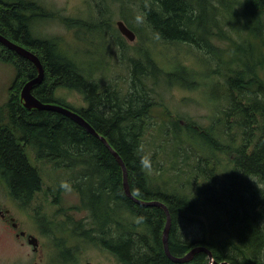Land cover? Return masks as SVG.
Listing matches in <instances>:
<instances>
[{
    "label": "trees",
    "instance_id": "16d2710c",
    "mask_svg": "<svg viewBox=\"0 0 264 264\" xmlns=\"http://www.w3.org/2000/svg\"><path fill=\"white\" fill-rule=\"evenodd\" d=\"M201 1L84 0L83 8L94 15L93 19L82 15L78 17L84 20L57 17L68 29H84L91 50L97 40L90 39L89 33L100 29L102 57L115 55L132 74L134 93L128 100L121 98L118 88L109 95L102 84L103 75H86L80 66L84 64L61 51L59 39L33 36L31 23L43 13L39 2L0 0V34L39 58L44 76L32 89L38 99L51 102L55 88L74 90L82 98L84 109L75 110L123 161L132 197L148 203L160 201L166 206L171 218L168 250L173 257H183L200 245L208 248L216 263L264 264V85L256 73L262 70L264 59L254 58L251 48L237 47L238 58L226 65L228 76L223 90L230 96L227 106H221L205 125L188 119H184L185 125H179V117L167 122L157 120L155 152L147 154L143 145L149 122L145 117L149 116L140 113V105L143 100L152 105L160 81L167 86L169 75L151 63L153 47L164 40H189L217 27L222 6L214 5V0ZM228 1L218 2L226 6ZM250 1L246 0L245 8ZM251 3L255 8L253 18L244 28L259 33V26L264 27V0ZM117 4L119 7L114 6ZM118 9L116 17L121 18H110ZM257 10L263 15L259 16ZM208 15L214 18L206 23ZM118 22H124L136 34L140 50L132 51L129 45L108 49L102 38L106 28L120 37ZM228 24L235 30L243 29L238 21ZM0 60L15 68L5 107L7 119H0V178L11 198L27 206L43 189L41 173L29 160L31 149L35 159L56 161V166L64 168L65 181L78 196V205L67 213L85 212V216L63 220L71 238L85 239L118 264H210L205 251L195 253L189 262H172L163 249L164 211L138 204L126 195L123 171L111 152L77 123L59 113L21 106V88L37 75L31 61L1 44ZM177 71L172 75L173 84L184 87L180 79L187 70ZM254 87L259 91H253ZM48 191L52 204L59 205L62 188ZM193 224H198L201 235L182 236L190 229L194 231ZM68 243L64 246L56 238L58 253H72L77 243ZM72 261L67 256L63 263Z\"/></svg>",
    "mask_w": 264,
    "mask_h": 264
},
{
    "label": "rangeland",
    "instance_id": "374dc122",
    "mask_svg": "<svg viewBox=\"0 0 264 264\" xmlns=\"http://www.w3.org/2000/svg\"><path fill=\"white\" fill-rule=\"evenodd\" d=\"M39 2L43 6V13L41 16L35 17L31 23V31L35 37L38 38H47V37H57L59 39V47L65 51L66 55L71 57L77 62H81L85 66L80 65L84 70L85 74L88 75H103L105 78H101L102 84L107 87L104 89L110 95L112 91L116 88L121 89L125 87L127 89V83H131L132 74L129 75L127 66L119 64L115 56L105 54L103 57L101 55L100 48V38L101 32L98 30H92L89 33L90 39L94 38L97 40L95 49L90 48V43L85 38V30L78 27H72L67 29L57 18L58 14L73 19H81L77 16H85L91 19L94 18L93 14H89L88 10L83 8L84 0H34ZM87 1V0H86ZM220 1V0H215ZM242 2V4L240 3ZM229 0L228 5L222 7V23L228 25V23L239 22L240 27L243 28L241 31L235 30L232 27L229 29L226 24L218 23L217 27H214V31L220 33H226L230 38L239 43L244 50H248L247 43L250 44L252 54L254 58L264 59V27L259 26V33L254 32L244 28V25L249 24V20L252 19L254 14L253 4L250 3L245 8L246 0ZM197 3L202 2L201 0H196ZM204 3H207L206 0H203ZM119 7V5H114ZM236 9V12L233 13V9ZM201 11V10H200ZM53 12L55 14H53ZM120 10L114 11L110 16L115 18L116 13H119ZM58 13V14H57ZM76 15V16H75ZM214 17L208 15L204 20L209 22ZM101 18L97 19L93 26L95 27L98 21ZM255 20V18H254ZM214 25V24H213ZM106 30H109L106 28ZM213 31V32H214ZM234 34V35H232ZM1 35V34H0ZM240 36L243 40L239 39L237 36ZM2 36V35H1ZM123 45H129L132 51L140 50V41L135 40L134 42H129L122 36L120 37ZM204 41L203 45L206 44ZM118 45V43H116ZM119 47H115L114 50H117ZM145 49L150 53L151 48L149 45L145 46ZM32 52V51H31ZM181 53L182 55H180ZM151 59L156 63L161 65L164 71L174 72L177 66H181L179 69L184 68L187 71L185 76L180 80L184 84V87H178L176 83L173 84L174 87H169L163 84V81H160L159 88L160 90H166L162 94L159 90H155V96L159 97L163 107L159 109V122L160 121H170L179 117V120L188 119L194 123L197 122L200 125L207 124L210 119L215 116V99L221 97L224 94L223 86L217 83L215 75L213 74V66L206 60L207 57L204 54V49H200L197 45L192 48L183 47V46H171L167 44H156L153 47ZM142 59V58H141ZM151 60V63L153 61ZM261 63V62H260ZM80 68V70H81ZM217 70L222 73L227 71V66L222 65ZM178 72V71H177ZM176 72V73H177ZM264 78V73L257 71ZM169 75H173L170 74ZM15 78V68L11 63L3 62L0 60V119L1 122L6 121V104L10 98V88ZM100 78V77H99ZM221 81V78H220ZM191 82H195L193 87H191ZM65 89V88H63ZM103 89V90H104ZM253 91H259L258 88H253ZM74 90H57L56 97L63 98L66 103L73 107L83 106L82 98ZM163 97L161 98V96ZM263 97V96H262ZM230 96H225L219 99L217 102L218 105L226 107L229 103ZM223 104V105H222ZM86 106V104H85ZM221 107L219 108V110ZM208 111V114H207ZM168 115V118L165 116ZM155 117H150L149 122L146 125V133L143 137V145L147 154L155 152L157 148L155 146V130H159V125H157ZM152 125L155 127L153 128ZM143 130V125L141 132ZM141 134V133H140ZM35 156L33 154V162ZM41 162V161H40ZM42 163V162H41ZM43 164V163H42ZM151 166H155L153 163ZM56 166V161L51 164H44L39 166L41 171V177L43 182V190L40 191L35 198L32 200L30 205L25 211H22L20 206L10 199L5 184L0 180V206H5L12 210L11 215L15 216L18 220V225L21 227L20 230L26 231L28 234L39 233L43 251L33 252L32 248L28 245L27 241L24 240H14L11 236L0 233V264H33L35 261L37 264H60L59 260L67 258L68 254L73 255V261L71 263L65 264H117L116 260L107 254L93 246L90 243L83 245L79 242L76 237L71 238L70 232L67 230L69 227L67 223L63 222V217L56 216V226L55 231L51 232L46 227H39V224L36 223L34 219V212H37V215L40 217L39 220L44 221L45 219L48 222L54 221V212L57 207L69 208L77 206L79 203L78 196L70 189V185L66 187V191L61 195L59 199V206L52 204V195L50 194L49 189H56L59 185H65L67 182L64 180L65 169H59L53 171ZM13 216V217H14ZM82 216H85V212L78 214H73L75 219H79ZM14 217V218H15ZM54 218V220H53ZM15 219V221L17 222ZM193 229L187 233H182V236L185 238L199 237V226L193 224ZM196 227V228H195ZM54 233V234H53ZM57 237H56V236ZM60 238V241L63 242L64 246L66 243L72 244L77 241L75 247H73V252L69 253H60L58 256L57 248L55 247V240L52 237ZM76 255V256H75ZM60 257V258H59ZM83 257V261L81 260Z\"/></svg>",
    "mask_w": 264,
    "mask_h": 264
},
{
    "label": "water",
    "instance_id": "95a60500",
    "mask_svg": "<svg viewBox=\"0 0 264 264\" xmlns=\"http://www.w3.org/2000/svg\"><path fill=\"white\" fill-rule=\"evenodd\" d=\"M119 31L125 36L127 37L129 40H133L135 38L134 34L132 33L131 30H129L122 22H118L117 24ZM0 44H2L3 46H5L6 48H9L10 50L14 51L15 53H17L18 55L28 59L29 61H31L33 63V65L36 67L37 69V75L29 80L28 82H26L23 87L21 88V91L19 93V99L22 102V105L25 109L31 110V109H37V110H41V111H52L55 113H59L69 119H71L72 121H74L75 123H77L79 126H81L87 133H89L90 135H92L93 137L97 138L100 142H102L105 147L111 152V154L113 155V157L115 158V160L117 161V163L119 164V166L121 167L122 171H123V188L124 191L126 193V195L130 198H132L136 203L141 204V205H148V203H145L144 201H140L137 200L135 198L132 197L130 191H129V187L127 184V171L125 168V165L123 163V161L121 160V158L119 157V155L117 154V152H115L113 150V148L108 144V142L102 137L100 136L92 127L89 123H87L79 114H77L76 112H73L67 108H63L60 107L58 105H54L51 103H44L41 102L40 100H38L32 93V89L35 85L39 84L44 76V69L42 67V64L39 60V58L31 51H29L28 49L24 48L23 46L16 44L14 42H11L10 40L4 38L3 36L0 35ZM151 204V203H150ZM161 207H163V209L166 212L167 217L168 213L167 210L164 206L161 205ZM169 224H170V220L169 218L167 219V224L165 226L164 232H163V249L164 252L166 254V256L174 263H186L189 262L192 258V256L200 251H205L208 255H209V260L211 264H231V263H227L226 261L221 262V263H216L215 260L213 259L210 251L208 249H205L204 247H194L193 249H191L185 256L183 257H173L168 250V232H169ZM29 244L34 246V249L36 250V240L33 237L29 238Z\"/></svg>",
    "mask_w": 264,
    "mask_h": 264
},
{
    "label": "bare ground",
    "instance_id": "6f19581e",
    "mask_svg": "<svg viewBox=\"0 0 264 264\" xmlns=\"http://www.w3.org/2000/svg\"><path fill=\"white\" fill-rule=\"evenodd\" d=\"M213 3L216 6L221 5L222 7H225L222 3H219L218 1L214 0ZM235 12H236V9L234 8L233 13H235ZM214 30H215L214 28H211L208 31L206 30L205 32L199 33L197 35H193L192 39H189V40L165 41L163 44H167V45H171V46H183V47H188V48H192L195 45H197L200 49H204V54L207 57L206 60L213 66V68H214L213 71H215L220 66L227 65V63H231L235 59L238 58L237 47H240V44L234 42L230 38V36H228L224 33H220L217 30L216 31H214ZM36 38H38V37H36ZM48 38H52V37L38 38V39H48ZM55 38H57V37H55ZM202 39H204L206 41L205 45H203L204 41ZM102 41L109 45L108 46L109 50H112L115 47H121V48L124 47V45L121 42L120 37L116 36L115 34L111 33L108 30L105 31L104 37L102 38ZM116 43H118V45ZM61 51H63V50L61 49ZM179 54L182 55L181 53H179ZM194 83L195 82H191L190 84L194 85ZM132 89H133V87L131 86L130 83H127V89H125V87H122L119 90V93L121 94V98H123V99L127 98V100H128L132 96V93H134V91ZM140 108H141V110H139L140 113H143L144 116H149V117H145V119L153 117V115L155 113V110L153 109V105H151V104L149 105L143 101V103H141V105H140ZM77 109L79 110V109H83V108L77 107ZM143 201L145 203H148L145 200H143ZM148 205L160 207L165 213L166 224H167L168 218H169L170 223H171L169 211L163 203H161L160 201H156V202H149ZM161 205L166 208L169 217H167L166 212L163 209V207H161ZM196 225H198V224H196ZM169 227H170V224H169ZM198 235H201V234L199 233ZM195 236H197V235H194V237Z\"/></svg>",
    "mask_w": 264,
    "mask_h": 264
},
{
    "label": "flooded vegetation",
    "instance_id": "af4514ba",
    "mask_svg": "<svg viewBox=\"0 0 264 264\" xmlns=\"http://www.w3.org/2000/svg\"><path fill=\"white\" fill-rule=\"evenodd\" d=\"M57 90H64V89L63 88H61V89L55 88V90L52 93V100H51V102H47V103L65 106V107H68V108L74 110V107L70 106L68 103L66 104V102L64 101L63 98L56 97ZM33 95H34V93H33ZM81 107L84 109V105L81 106ZM157 108H158V105L156 103H154L153 109H157ZM74 111H76V110H74ZM28 206L29 205H27V206H20V208H21L22 211H25L28 208ZM11 212H12L11 209H9V208H7L5 206H0V233L2 235L7 234L9 236H11L10 234H12L13 235L12 239H14V240H24L25 239L28 242L29 239H28L27 236L29 234L26 233V231L19 229L21 227L18 225V220H17V218L14 215L13 216L15 218L11 215ZM57 213L58 214H62L64 216V213L63 212L58 211ZM12 214H13V212H12ZM39 218L40 217L37 215V212L35 211L34 212V219H35L36 223L39 224V227H46L49 231L53 232V230L51 229V227L52 226H56L57 224H55L53 222H48V220H46V219L44 221H41V220H39ZM15 219L17 220V222L15 221ZM22 233H25V235L22 236ZM32 236H34V237H36L38 239V247H37L36 250L33 249V252H38V251L42 252L43 251V248H42V242H41V238H40L39 233H34ZM77 239L78 238H76L74 240H77ZM79 242L82 243L83 245H85L86 243H88V241H86L83 238H80L79 239ZM75 243H78V242L75 241ZM60 255L61 254H58V256H60ZM68 255L70 257H73V255H71V254H68ZM81 260L82 261L84 260L83 257H82ZM63 261H64V259L62 260V263H61V260H59V263L60 264H65V263H63ZM33 264H37V263L34 261Z\"/></svg>",
    "mask_w": 264,
    "mask_h": 264
}]
</instances>
